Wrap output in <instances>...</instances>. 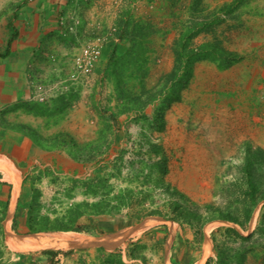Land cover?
<instances>
[{"label":"crops","instance_id":"crops-1","mask_svg":"<svg viewBox=\"0 0 264 264\" xmlns=\"http://www.w3.org/2000/svg\"><path fill=\"white\" fill-rule=\"evenodd\" d=\"M114 1L88 0V3L81 4L84 0H0V216L4 208L1 221L8 231V240L14 237L17 241L33 234L57 232H29L28 213L34 186L37 185L42 190L52 179H56L58 185L59 180L67 178L70 179L72 188L81 194L85 181L81 179H91L99 173L111 174L114 162L120 155L123 163L128 157L138 162L150 159L154 161L160 159L161 155L170 159L161 142L152 137L157 130H147V119L152 115L157 101L149 103L142 110L118 112L113 82L107 68L109 48L103 51L86 87L70 89L78 94L68 104L61 106L52 101V109L44 112H37L31 105L33 102L44 103L61 95L44 102L33 98L38 84L47 85L57 79L67 78L72 68L73 56L91 34L94 24L101 23L102 28L115 24L120 9L118 12L115 9L110 12ZM126 1H123L121 8H129L135 20L148 22L154 29L146 42L145 83L147 87H151L154 85V82L149 85L154 81L153 75H157L155 62L166 66L163 73L168 72L173 65L172 43L168 36L177 28L174 21L165 26L160 18L156 21L149 18L148 12L139 5V0ZM153 1L162 3L169 0ZM180 1L183 0L175 2ZM172 16L176 18V12H172ZM116 46L118 52L122 53L128 49L130 42L122 40ZM202 62L204 61L196 62L195 65ZM195 65L190 83L196 73ZM161 74H158L157 79ZM127 82L137 84L138 77L128 78ZM185 90L182 91L181 100L171 104L166 110L164 129L160 133L172 128L173 118L183 116L188 119L190 107L183 106L186 101V94H183ZM83 92L86 94H82ZM103 109H106V114H115V122H107L110 131L106 135V147L103 153L82 160L72 154L74 150L62 145L64 138L68 135L67 138L71 140L67 141L69 145L96 140L102 127ZM215 125L222 129L224 122H216ZM224 135L221 133L220 141L210 147L201 138H192L186 148L192 170L185 172V175H178L176 179L166 172L165 185L170 184L171 187L176 183L177 190L193 201H210L213 191L211 181L216 173L206 167V162L223 157ZM148 142L158 144L161 154L147 149L145 153H129L132 148L138 149L139 144L145 148ZM51 143H55L56 147L50 148ZM98 162H102L103 168L96 169ZM167 175H170L168 179ZM171 180L173 184L169 182ZM167 219L173 222L168 223ZM92 220L100 225H95L96 233L73 231L81 236V243L27 248L31 252L14 253L12 264H30V261L50 264V258L40 251L61 250V247L64 248L61 251L70 252L57 253L53 262L79 264L85 250L95 251L98 246L107 247L109 244L110 247L113 243L124 245L128 239L134 243H127L126 253L123 250L120 255L121 260L127 263L137 261L134 262L137 264L141 258L140 255L132 257L128 253L130 247L136 244L144 248L141 252L143 260L150 257L152 262L160 260L161 264H204L211 255L212 239L210 229L206 228L207 223L199 230L191 222L173 220L159 212L143 217L132 214L93 216ZM145 236L152 238V245L142 244L145 243ZM92 248L95 250H91ZM33 250L37 253H33Z\"/></svg>","mask_w":264,"mask_h":264},{"label":"rangeland","instance_id":"rangeland-1","mask_svg":"<svg viewBox=\"0 0 264 264\" xmlns=\"http://www.w3.org/2000/svg\"><path fill=\"white\" fill-rule=\"evenodd\" d=\"M190 1L183 0L179 3L169 1L161 3L158 1L155 3L152 0H139V5L143 6V10L148 12L149 18L155 21L160 18V22H163L165 26L170 21H174L177 30L169 36L166 35L169 37L170 43H173L178 35L181 22L190 15L188 6ZM231 1L202 0L203 12L207 14L216 11L218 7ZM129 3L131 4V2ZM115 6L112 3L110 12L114 11ZM172 12H176V18L172 16ZM214 38L219 39L225 48L241 54L242 59L225 69H218L213 62L205 60L201 64L195 65L194 78L183 92V94H186V101L183 106L184 108H186L185 106L190 107L188 119L183 116L177 119L173 118L172 126H170L172 128H167L161 133L157 131L155 136H152L164 146L165 154L170 158L166 162L167 172L171 173L176 179L178 175H185V172L192 170V162L187 159L188 153H186V148L192 138H201L210 147L220 141L222 138L221 133L225 134V153L223 157L219 156L220 158L217 161L206 162V167L216 173L213 181H211L213 191L210 201H193L182 193L191 202L200 206L199 210L202 211L203 206L207 203L221 210L237 206L239 196L237 187L235 184L233 185V182L241 176L240 166L244 160V148L251 146L253 149H260L264 152V0H241L233 13L222 17V20L217 22L211 31L198 34L192 42L194 45H198ZM155 63L154 68L157 75H153L154 79L152 80L154 81L149 82V85L155 83L158 74L160 72L163 74L166 68L164 64H160L158 61ZM82 94H86V92ZM192 95L195 97H192ZM216 122H224L223 128L215 127ZM145 150L146 147L143 148L142 144H139L138 149L134 150L132 148L129 153H145ZM133 159L126 158L128 162L124 161L120 165V173L109 176L107 181L108 186L112 187L111 195L118 194L117 191L121 188L120 186L132 191L131 196L128 198V204L120 207L118 211L98 216L132 214L135 217H143L159 212L167 215L168 218L174 217L175 213L172 211L171 206L179 198L164 190L162 184H166L165 174H160L159 171L154 169L150 171L151 178L149 177L147 181H143V175L135 178L130 175L131 166L134 165L137 170L144 167L140 162ZM156 160L158 159L154 161ZM151 161V159L148 160V163L150 164ZM261 166V180L264 182V162ZM95 167L96 169L103 168L102 162H98ZM143 172L146 173V168L143 169ZM169 177L170 175H167V179ZM81 180L87 181L89 179L82 178ZM51 181L52 185L49 183L42 190L37 185L34 186L39 191L38 206L34 210L35 219L39 224L45 222L43 219L45 217L49 218L50 222L63 218L66 212L77 203L84 205L83 203L86 202L85 204H90L100 198V194H86L83 185L82 190H80L81 194L77 193V189L72 188L70 179H61L58 185L56 179ZM169 182L173 184L172 180ZM240 186L243 188L245 186L242 181H238V187ZM170 188L177 190L176 183L171 185ZM189 206L191 208L192 205ZM203 212L204 216L206 214L212 215ZM215 212L212 211L214 214ZM263 213L264 199L257 203L244 226L217 218L203 220L202 227L207 223L206 228L207 230L210 229L212 239L211 255L208 256L206 261L209 260V264L215 263L217 257L216 247L218 246L228 254L227 257L231 258V264H264V235L257 230ZM93 216L91 217L93 218ZM171 222L173 221L168 220V223ZM227 228H234L244 238L235 235L233 232L229 233ZM69 232L72 236L77 235V232ZM249 235L250 237H248ZM144 239L145 243L142 244H153L152 238L145 236ZM129 240L124 242V245L113 243L109 247V244L106 245L105 243L107 247L101 245L97 248H101L105 252L117 249L118 254L121 255L123 250L126 253L127 243H134V241ZM132 248L136 249V254L141 257L137 264H161L160 260L157 263L152 262L150 257H145V260H143L141 252L144 248L142 245L136 244L130 247V249ZM29 249L12 248L8 240V231L5 230L0 220V264H12L11 258L14 253L21 251L29 253L31 252ZM59 249L64 250L62 247ZM104 251L99 249L95 251L85 250L81 255V264H99L105 256ZM33 253H37V251L33 250ZM134 262L125 263L134 264Z\"/></svg>","mask_w":264,"mask_h":264},{"label":"trees","instance_id":"trees-1","mask_svg":"<svg viewBox=\"0 0 264 264\" xmlns=\"http://www.w3.org/2000/svg\"><path fill=\"white\" fill-rule=\"evenodd\" d=\"M174 3L176 0H169ZM241 0H232L228 4H223L216 9V11L205 14L202 0H191L189 4V13L187 19L181 22L178 35L172 43L173 53V65L168 72H165L159 76L157 81L151 87H147L145 83V77L147 75V47L146 42L148 36L154 31L148 22L141 20H135L130 13V9L122 7L119 10L118 17L115 22L116 31L115 35L119 41L127 40L130 42V46L127 50L119 53L117 50V43L111 44L108 48V60L107 68L110 70L111 79L113 82V94L116 100V106L118 112L134 109L142 110L146 105L157 101L152 115L147 119V130L162 131L165 125V112L171 106V104L181 100L182 91L185 90L191 80L193 74V68L196 62L199 61H211L218 69H225L232 66L234 63L242 59V55L236 51L225 48L221 41L214 38L209 41L202 42L198 45L193 44V39L200 33L209 32L217 22L222 20V17L230 15L239 6ZM83 3H88V0H84ZM138 73V74H136ZM138 77V82L128 83L127 79ZM77 91H68L66 94L58 95L56 98L44 103L33 102L31 105L37 112H44V110H51L50 103L56 101L59 105L63 106L69 103L77 96ZM55 104V103H54ZM102 113V127L99 131V137L96 140L87 142L85 144H67L70 139L64 138V147H69L74 150L72 154L80 157L82 160L95 157L104 151L106 147L107 137L110 129L108 121L115 122V114L113 112L106 114V109L101 111ZM71 141V140H70ZM146 149L155 154H161V147L153 142H148ZM50 148L56 147L55 143L49 144ZM167 159L161 155V158L156 161L148 160L139 161L143 169H135L131 166L130 175L138 178L139 175H143V181H147L150 176V171L156 169L160 174L167 172ZM264 162V152L260 149H253L251 146L244 148V160L240 166L241 176L237 178L233 185L237 187L238 198L237 206L221 210L210 204L203 206V211L211 213L206 214L199 210L200 206L191 202L184 194L176 189H171L169 185H163L166 192L174 194L177 199L171 206L175 216L171 219L181 220L185 222H191L196 228L201 230L203 220L210 218H217L225 220L239 226H244L245 222L249 220L251 213L257 203L264 199V182H262V166ZM123 163L121 155L117 157L114 162V171L109 175H98L94 179H89L84 182V192L88 195L100 194L99 200L82 205V203L75 204L61 219H55L52 222L49 218H43L45 222L39 224L36 221V214H34L35 208L38 206L39 191L33 187L32 200L29 206L28 216V229L29 232L40 231H75L96 233L94 230L95 225L100 226L97 222L92 220V215L98 216L101 214H107L113 211H118L120 207L128 204V198L131 196L132 191L129 189H119L118 194L111 195L112 187L108 186L107 181L110 175L120 173V165ZM238 181L244 183L238 187ZM159 185V184H158ZM160 186V185H159ZM236 192V193H237ZM240 192V193H239ZM189 205H192L191 208ZM236 205V203H235ZM239 205V206H238ZM194 206V208H193ZM1 210L0 220L2 213ZM212 211H216L215 214ZM261 223L257 227V230L264 235V213L261 215ZM227 231L233 232L235 235L242 237L234 228H227ZM250 237V235L248 236ZM244 238V237H242ZM100 251H104L98 248ZM136 250V249H135ZM135 250L132 248L128 251L130 256L138 257ZM61 250H41L42 255L50 258V264H54L53 258ZM66 251L63 253H67ZM104 258L101 259L99 264H126L121 260L117 249L110 252H105ZM223 252L218 246L216 247V261L214 264H231L232 260L227 257V253ZM30 264H42L30 261ZM81 264V262H80ZM204 264H209L207 260Z\"/></svg>","mask_w":264,"mask_h":264},{"label":"built area","instance_id":"built-area-1","mask_svg":"<svg viewBox=\"0 0 264 264\" xmlns=\"http://www.w3.org/2000/svg\"><path fill=\"white\" fill-rule=\"evenodd\" d=\"M122 3L123 0L114 1L117 12L121 8ZM71 29L72 26L69 27V30ZM115 31V24L106 28H102L101 23L94 24L91 34L74 54L72 68L67 78L57 79L55 82L47 85L38 84L33 98L37 101L44 102L58 94L66 92L68 89L76 90L77 88L86 87L103 51L111 44L119 41L115 35Z\"/></svg>","mask_w":264,"mask_h":264},{"label":"bare ground","instance_id":"bare-ground-1","mask_svg":"<svg viewBox=\"0 0 264 264\" xmlns=\"http://www.w3.org/2000/svg\"><path fill=\"white\" fill-rule=\"evenodd\" d=\"M14 238V237H13ZM9 240L11 247L20 249L49 247V246H62L72 245L73 243H81V236H72L70 232H55V233H41L33 234L23 237L21 240L15 241V239ZM17 238V237H16Z\"/></svg>","mask_w":264,"mask_h":264}]
</instances>
